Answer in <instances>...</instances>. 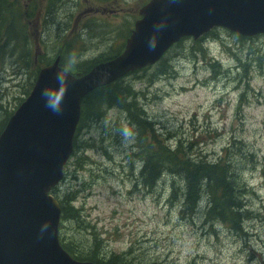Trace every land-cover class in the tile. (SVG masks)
Here are the masks:
<instances>
[{"label":"rangeland","instance_id":"1","mask_svg":"<svg viewBox=\"0 0 264 264\" xmlns=\"http://www.w3.org/2000/svg\"><path fill=\"white\" fill-rule=\"evenodd\" d=\"M149 1L7 0L0 130L56 56L62 67L75 53V70L83 71L122 52ZM237 37L218 28L184 38L155 65L121 78L118 87L127 91L121 95L137 97L139 126L118 105L94 104L102 113L79 124L78 146L52 190L78 212L58 226L59 243L70 254L99 263L115 257L123 264H264V34ZM123 121L137 133L130 149L121 147ZM146 144L180 150L192 162L229 165L242 188L240 230L208 215L205 201L193 214L183 211L184 181L177 174L163 171L147 186L139 156Z\"/></svg>","mask_w":264,"mask_h":264},{"label":"water","instance_id":"2","mask_svg":"<svg viewBox=\"0 0 264 264\" xmlns=\"http://www.w3.org/2000/svg\"><path fill=\"white\" fill-rule=\"evenodd\" d=\"M139 16L118 56L85 75L71 74L61 114L46 108L40 96L42 87L56 83L57 57L39 70L29 95L1 132L0 264H93L72 259L60 246V208L50 194L73 153L87 94L155 65L184 38L197 40L215 28L242 37L264 34V0H150ZM156 24L162 25L159 31ZM153 36L155 49L150 50ZM45 222L51 227L41 237Z\"/></svg>","mask_w":264,"mask_h":264},{"label":"trees","instance_id":"3","mask_svg":"<svg viewBox=\"0 0 264 264\" xmlns=\"http://www.w3.org/2000/svg\"><path fill=\"white\" fill-rule=\"evenodd\" d=\"M7 0H0V40L1 35L4 34V24L6 23L4 19V13L9 12L10 10L7 8L9 5L6 3ZM5 21V22H4ZM214 32L211 31L206 36L212 35ZM8 36V34H7ZM205 36V35H204ZM241 37V36H240ZM237 37L240 40H243V37ZM183 40V39H182ZM180 40V41H182ZM179 41V42H180ZM121 53V52H120ZM118 53L117 55H119ZM109 56L102 60H97L94 66L99 63L106 62L110 59H113L115 56ZM59 56V55H58ZM60 57V56H59ZM61 60V57H60ZM94 66L90 68L79 71L74 70L72 74H81L85 75L88 73ZM167 69V67H166ZM143 70V69H142ZM168 70V69H167ZM140 71V70H139ZM120 80V79H119ZM113 82L109 85L100 87L93 92L89 93L81 102V115L80 120L77 126L76 135L79 129V124H83L89 116H92L90 113H95L97 117L100 112L99 110H92L94 104L96 102H100L102 104L108 105L110 107H114L115 105L120 106L123 109V113L128 116L131 122L135 121L133 117L135 116L133 110L136 108V100L137 97H134V94L128 97L122 96L121 93L127 92L119 89L118 81ZM128 94V93H127ZM131 99L129 103L126 100ZM139 111L141 109H138ZM135 123V122H134ZM134 125L139 126L138 122ZM4 129V128H3ZM0 130V133L2 130ZM74 136L73 142V151L77 148V143ZM146 150L139 149L142 162L144 163L142 168L140 169L141 173L146 178L143 182L153 188V185L156 184L158 175L161 172L168 170V173L177 174L182 179V187H184L185 192L183 194V206L184 210L187 214H193L197 210V204L200 201H205L207 205V214L213 215L217 219L221 220L224 224H228L233 230H240L241 226V218L240 216L244 212L243 205L240 201V193L242 188L239 186V180L236 175H234L232 168L225 164L224 162L220 163H208L204 161H190L186 158L180 157V150L170 151L167 149H158L151 148L152 146L146 144ZM161 150H166L161 153ZM162 163V164H161ZM231 175H229L230 173ZM202 191L207 195V198L201 196ZM70 200H67L66 205L64 206L60 201H58L61 217L60 220H71L78 218V212L74 207L70 205ZM196 208V210H195ZM187 210V211H186ZM246 213V212H245ZM206 214V213H204ZM73 259L77 261H87L95 264H123L118 263L116 260H121L120 258L113 257L112 259L105 261L103 263L93 262L91 259L89 260H81L75 253L70 254L63 246H61ZM122 261V260H121Z\"/></svg>","mask_w":264,"mask_h":264},{"label":"clouds","instance_id":"4","mask_svg":"<svg viewBox=\"0 0 264 264\" xmlns=\"http://www.w3.org/2000/svg\"><path fill=\"white\" fill-rule=\"evenodd\" d=\"M155 29L160 30L162 25L156 24ZM156 37L153 36L150 42V50L155 49ZM79 58L75 53L69 54L61 68L55 71L54 86H44L41 88L40 96L44 99L45 107L51 110L55 114H61L63 111V101L69 88V80L72 71H74L78 64ZM108 73H104L103 76H107ZM119 136L121 139V147L123 149H130L135 143L136 131L135 127L127 121H123L118 129ZM51 225L45 222L41 226L40 235L43 236L44 232L47 231Z\"/></svg>","mask_w":264,"mask_h":264},{"label":"bare ground","instance_id":"5","mask_svg":"<svg viewBox=\"0 0 264 264\" xmlns=\"http://www.w3.org/2000/svg\"><path fill=\"white\" fill-rule=\"evenodd\" d=\"M116 82V81H115Z\"/></svg>","mask_w":264,"mask_h":264}]
</instances>
